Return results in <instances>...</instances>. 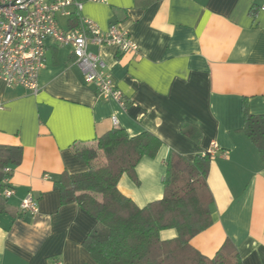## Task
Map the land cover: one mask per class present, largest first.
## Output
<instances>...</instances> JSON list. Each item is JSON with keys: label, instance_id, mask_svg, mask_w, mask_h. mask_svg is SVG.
Segmentation results:
<instances>
[{"label": "crops", "instance_id": "1", "mask_svg": "<svg viewBox=\"0 0 264 264\" xmlns=\"http://www.w3.org/2000/svg\"><path fill=\"white\" fill-rule=\"evenodd\" d=\"M77 1L82 10L58 17L60 30L88 19L103 32L116 25L137 46L128 53L88 46L125 108L85 84L72 48L51 40L36 95L0 80V146L22 151L0 184V264H97L82 245L95 219L76 203L62 205L54 184L64 172L88 170L74 147L93 145L114 128L162 142L133 177L118 181L140 208L162 198L170 151L192 160L216 145L207 177L212 223L190 245L212 259L230 240L242 264H264V162L241 131L244 110L264 122V0ZM4 187L14 192L9 199ZM28 194L35 214L20 210ZM176 236L174 229L159 233L162 241Z\"/></svg>", "mask_w": 264, "mask_h": 264}, {"label": "trees", "instance_id": "2", "mask_svg": "<svg viewBox=\"0 0 264 264\" xmlns=\"http://www.w3.org/2000/svg\"><path fill=\"white\" fill-rule=\"evenodd\" d=\"M243 116L241 131L264 162L263 118L246 110ZM182 132L187 133L184 128ZM161 146V140L149 132L128 138L122 129L114 128L93 145L74 147L76 157L88 170L62 173L54 189L62 205L76 203L95 219L94 228L82 243L84 249L97 264H242L230 240L212 259L190 245L192 238L212 223L208 154L189 160L170 151L165 160L163 196L142 208L120 193V177H133L140 160L154 158ZM21 156L20 147L0 146V184L9 177L3 169L17 166ZM100 157L101 164H97ZM167 229H174L177 236L162 241L159 233Z\"/></svg>", "mask_w": 264, "mask_h": 264}, {"label": "built area", "instance_id": "3", "mask_svg": "<svg viewBox=\"0 0 264 264\" xmlns=\"http://www.w3.org/2000/svg\"><path fill=\"white\" fill-rule=\"evenodd\" d=\"M260 8L264 11V4ZM81 10L82 4L77 0H0V80L7 88H20L33 95L40 91L38 76L44 65L46 42L51 40L58 46L72 48L74 64L85 84L94 85L100 97L125 108L122 94L105 71L103 61L88 52V46L111 45L122 53L135 52L137 46L128 33L116 25L103 32L88 19L80 18L78 27L66 31L59 29L58 17H70ZM216 151L217 146L212 145L202 155L212 158ZM3 171L8 173L9 169ZM13 194L8 187L2 189L5 199ZM19 207L22 212L37 213L36 202L30 194Z\"/></svg>", "mask_w": 264, "mask_h": 264}, {"label": "rangeland", "instance_id": "4", "mask_svg": "<svg viewBox=\"0 0 264 264\" xmlns=\"http://www.w3.org/2000/svg\"><path fill=\"white\" fill-rule=\"evenodd\" d=\"M101 159H102L101 157H100V158H98V160H97V162H96V163H97V164H101Z\"/></svg>", "mask_w": 264, "mask_h": 264}]
</instances>
